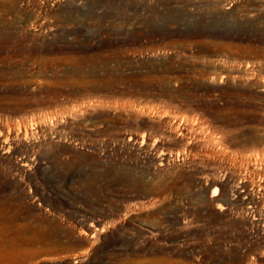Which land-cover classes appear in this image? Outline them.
Instances as JSON below:
<instances>
[{
    "label": "rangeland",
    "instance_id": "rangeland-1",
    "mask_svg": "<svg viewBox=\"0 0 264 264\" xmlns=\"http://www.w3.org/2000/svg\"><path fill=\"white\" fill-rule=\"evenodd\" d=\"M0 264H264V0H0Z\"/></svg>",
    "mask_w": 264,
    "mask_h": 264
}]
</instances>
